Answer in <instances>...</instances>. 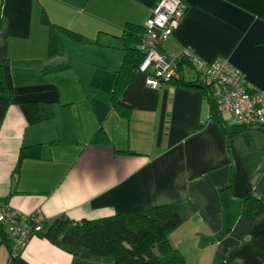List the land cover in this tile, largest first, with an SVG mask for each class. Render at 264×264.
Listing matches in <instances>:
<instances>
[{
  "label": "crops",
  "instance_id": "obj_1",
  "mask_svg": "<svg viewBox=\"0 0 264 264\" xmlns=\"http://www.w3.org/2000/svg\"><path fill=\"white\" fill-rule=\"evenodd\" d=\"M157 2L0 0V59L11 98L0 122V201L24 215L39 213L43 222L178 203L182 220L167 237L185 264H264V209L242 213L250 193L264 201V125L237 127L228 112L221 122L211 118L189 62L157 87L136 70L119 106L110 102L124 23L143 25ZM183 2L162 51L187 49L205 62L226 58L240 69L246 91L264 89V0ZM42 13L96 41L59 32L62 53L47 55ZM73 53L80 62L74 72L93 65L101 77L71 78ZM99 127L107 140L92 141ZM0 264L111 263L72 254L38 233L11 256L0 233Z\"/></svg>",
  "mask_w": 264,
  "mask_h": 264
},
{
  "label": "trees",
  "instance_id": "obj_2",
  "mask_svg": "<svg viewBox=\"0 0 264 264\" xmlns=\"http://www.w3.org/2000/svg\"><path fill=\"white\" fill-rule=\"evenodd\" d=\"M41 22L48 27L46 52L49 56L62 53L59 32L80 42L96 41L94 38L86 37L77 31L50 22L44 13L41 15ZM142 31V24L124 23L120 35L124 53L116 70L110 95V102L113 106H119V95L132 79L141 60L142 52L139 50L138 42ZM183 62L188 61L181 58L175 72L179 70ZM3 64L4 60L0 59V122L11 99L5 83ZM63 67L53 66L49 69L55 71ZM174 77L175 73L169 81H172ZM193 85L203 87L209 96L210 117L221 122V112L217 108L210 90L202 83L200 76H198L197 82H193ZM48 109L44 108L41 113H44V116H49L51 110ZM235 124L237 127L244 126ZM100 140H107V135L99 127L95 131L92 141ZM262 209H264V201L256 193L252 192L244 197L242 205L244 215L253 217ZM181 220V204L163 203L94 219L74 220L61 214L50 221H42V229L37 233L72 254L108 261L111 264H185L183 255L170 244L167 237L170 231L180 224ZM0 233L3 237L6 236L1 225Z\"/></svg>",
  "mask_w": 264,
  "mask_h": 264
},
{
  "label": "built area",
  "instance_id": "obj_3",
  "mask_svg": "<svg viewBox=\"0 0 264 264\" xmlns=\"http://www.w3.org/2000/svg\"><path fill=\"white\" fill-rule=\"evenodd\" d=\"M184 11L183 0H158L143 23L138 42L142 57L137 72L144 74L146 84L157 87L172 78L178 61L185 58L199 72L220 112L230 113L241 125L264 124V89L246 91L240 69L226 58L205 62L187 49L179 54L162 51L161 43L177 28ZM42 220L39 213L24 215L0 201V225L10 241L11 256L18 255L28 238L42 229Z\"/></svg>",
  "mask_w": 264,
  "mask_h": 264
},
{
  "label": "rangeland",
  "instance_id": "obj_4",
  "mask_svg": "<svg viewBox=\"0 0 264 264\" xmlns=\"http://www.w3.org/2000/svg\"><path fill=\"white\" fill-rule=\"evenodd\" d=\"M82 44H85V46L83 48H87V50L90 52L92 49L91 47H88V45H86V43H82ZM79 51V50H78ZM82 50H80L79 52H81ZM86 52V51H85ZM73 55H77L76 58H70V62L72 64V67L71 70L69 72H71V78H75V77H78V81H81V82H84V83H89L90 81H95L97 79H99L101 77V75H97V73H95V70H96V67L93 66V65H87V66H82L81 65V68H82V71H81V76L78 74V72H76V65L79 64L80 62L78 61V58H79V53H73ZM78 57V58H77ZM74 69L76 70L74 72ZM66 72L64 73H58L56 75V77H64L65 78V74ZM56 74V73H54ZM74 74V75H73ZM52 76H53V73H52ZM89 93V92H88Z\"/></svg>",
  "mask_w": 264,
  "mask_h": 264
}]
</instances>
